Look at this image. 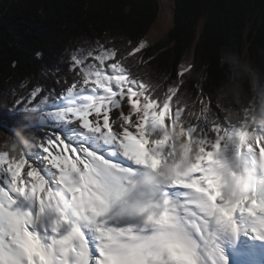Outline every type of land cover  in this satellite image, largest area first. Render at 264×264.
Segmentation results:
<instances>
[{"label":"snow or ice","instance_id":"snow-or-ice-1","mask_svg":"<svg viewBox=\"0 0 264 264\" xmlns=\"http://www.w3.org/2000/svg\"><path fill=\"white\" fill-rule=\"evenodd\" d=\"M145 48L74 50L59 93L8 106L54 101L57 127L0 147V264H228L221 235L264 244L255 97L221 119L185 98L191 64L167 83L134 73Z\"/></svg>","mask_w":264,"mask_h":264},{"label":"trees","instance_id":"trees-1","mask_svg":"<svg viewBox=\"0 0 264 264\" xmlns=\"http://www.w3.org/2000/svg\"><path fill=\"white\" fill-rule=\"evenodd\" d=\"M174 5L172 27L142 49L143 61L131 70L152 83L171 82L193 47V69L184 77L187 100L203 92L224 119L222 109L236 112L241 102L264 99V0H174ZM159 11V0H0V147L12 134L27 140L45 133L31 129L41 118L34 111L8 109L16 97L37 85L44 90L37 103L50 91L59 93L56 81L68 75L74 50L99 42L125 51L130 42L144 40ZM230 54L247 62L254 84L245 86L239 103L219 95L230 75L225 62Z\"/></svg>","mask_w":264,"mask_h":264},{"label":"rangeland","instance_id":"rangeland-1","mask_svg":"<svg viewBox=\"0 0 264 264\" xmlns=\"http://www.w3.org/2000/svg\"><path fill=\"white\" fill-rule=\"evenodd\" d=\"M160 2V11L156 22L154 23L152 29L144 38V42L146 47L153 44L159 38H161L173 25V15H174V0H159ZM194 64V48L192 47L186 54L183 59L179 70L182 65ZM187 76V74L185 75ZM40 103V102H39ZM53 103V102H52ZM52 103L44 102L41 106L38 107L34 112L41 116L38 123H35L31 129L40 130L41 132H45L47 129L51 127H57L53 123L54 117L50 115V113L54 110L52 108ZM33 112V111H31ZM30 113V112H29ZM254 117L258 124L264 126V99L255 97V105H254ZM49 124H48V123ZM66 135L70 134V129L61 128ZM15 136L14 134H12ZM38 154V150L35 148H30V155L35 157Z\"/></svg>","mask_w":264,"mask_h":264},{"label":"clouds","instance_id":"clouds-1","mask_svg":"<svg viewBox=\"0 0 264 264\" xmlns=\"http://www.w3.org/2000/svg\"><path fill=\"white\" fill-rule=\"evenodd\" d=\"M225 62L230 66V75L221 82L219 95L222 100H234L239 103L245 86H254L253 82H250L247 62L237 54L225 57Z\"/></svg>","mask_w":264,"mask_h":264},{"label":"bare ground","instance_id":"bare-ground-1","mask_svg":"<svg viewBox=\"0 0 264 264\" xmlns=\"http://www.w3.org/2000/svg\"><path fill=\"white\" fill-rule=\"evenodd\" d=\"M221 237L223 239V243H225L228 246H235V245H240L241 247L245 246L246 249L244 250V254H247L248 252H250V250L256 252L258 249L263 248L262 251H259L255 255L253 262L255 264H261V262L264 260V257L260 259L257 258L258 256H262L264 252V244H259L257 242L249 241L243 236H241L237 241H233L229 236H226V235H221Z\"/></svg>","mask_w":264,"mask_h":264}]
</instances>
